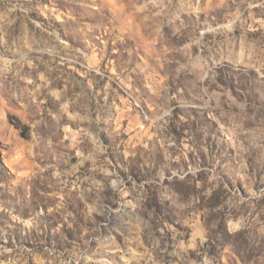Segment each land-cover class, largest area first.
<instances>
[{
  "label": "rangeland",
  "instance_id": "1",
  "mask_svg": "<svg viewBox=\"0 0 264 264\" xmlns=\"http://www.w3.org/2000/svg\"><path fill=\"white\" fill-rule=\"evenodd\" d=\"M0 264H264V0H0Z\"/></svg>",
  "mask_w": 264,
  "mask_h": 264
}]
</instances>
